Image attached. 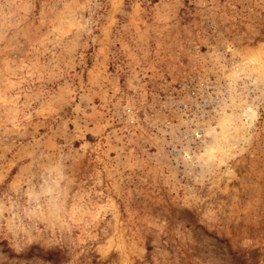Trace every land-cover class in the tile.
Wrapping results in <instances>:
<instances>
[{
    "label": "rangeland",
    "instance_id": "obj_1",
    "mask_svg": "<svg viewBox=\"0 0 264 264\" xmlns=\"http://www.w3.org/2000/svg\"><path fill=\"white\" fill-rule=\"evenodd\" d=\"M0 264H264V0H0Z\"/></svg>",
    "mask_w": 264,
    "mask_h": 264
}]
</instances>
